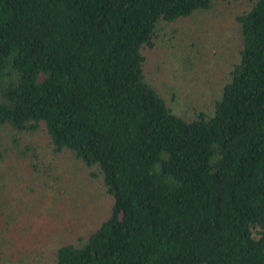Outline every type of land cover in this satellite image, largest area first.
<instances>
[{
  "label": "trees",
  "instance_id": "16d2710c",
  "mask_svg": "<svg viewBox=\"0 0 264 264\" xmlns=\"http://www.w3.org/2000/svg\"><path fill=\"white\" fill-rule=\"evenodd\" d=\"M215 1L0 0V161L28 169L10 176L36 220L18 226L0 193V250L23 227L21 264H264V0L236 17L240 59L211 113L183 118L146 79L159 26ZM40 131L50 154L26 139ZM64 157L111 199L70 240Z\"/></svg>",
  "mask_w": 264,
  "mask_h": 264
},
{
  "label": "rangeland",
  "instance_id": "374dc122",
  "mask_svg": "<svg viewBox=\"0 0 264 264\" xmlns=\"http://www.w3.org/2000/svg\"><path fill=\"white\" fill-rule=\"evenodd\" d=\"M250 1L216 0L210 10L159 26L158 44L148 54L146 62V79L178 115L193 119L199 112H212L216 99L220 97L223 86L230 78L233 66L240 59L241 35L236 17L249 9ZM5 132L1 128V137H8ZM26 139L36 142L46 154H50L49 138L43 131L27 136ZM45 160L54 161L50 156L45 157ZM56 168L62 174L61 184L67 200L64 215L68 230L62 229L67 237L61 239L70 240L72 238L69 231L74 230L80 234L96 227L108 214L111 199L101 181L90 177L87 168L79 161L64 157L56 162ZM15 169L18 174L28 170L17 163L13 155L0 161L2 202H6V210L10 213L23 210V219L19 217L20 223L17 225L29 227L35 225L36 220L33 224L29 219L31 217L23 215L27 207L25 204L30 198L23 186L25 176L11 181L13 178L10 175ZM22 229L23 227L19 230ZM19 230L6 231L8 242L0 250L5 252V255L0 256V264H21L20 260L16 262L20 258L17 256L18 251L31 250L25 242L20 247L13 245V238L19 235ZM52 231L53 238L47 241L48 246H52L57 240V235H54L56 229ZM12 251L16 258H11V262L6 254L9 255ZM48 251L47 256L51 259V250Z\"/></svg>",
  "mask_w": 264,
  "mask_h": 264
}]
</instances>
